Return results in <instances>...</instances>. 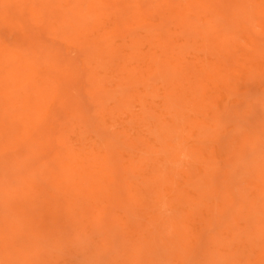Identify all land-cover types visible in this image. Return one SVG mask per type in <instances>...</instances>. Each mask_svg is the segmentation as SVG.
I'll use <instances>...</instances> for the list:
<instances>
[{"label": "rangeland", "instance_id": "1", "mask_svg": "<svg viewBox=\"0 0 264 264\" xmlns=\"http://www.w3.org/2000/svg\"><path fill=\"white\" fill-rule=\"evenodd\" d=\"M0 109V264H264V0H0Z\"/></svg>", "mask_w": 264, "mask_h": 264}, {"label": "bare ground", "instance_id": "2", "mask_svg": "<svg viewBox=\"0 0 264 264\" xmlns=\"http://www.w3.org/2000/svg\"><path fill=\"white\" fill-rule=\"evenodd\" d=\"M240 4H241V3H240ZM168 11H169V10H168ZM239 18H240V17H239ZM173 22H174V21H173ZM186 22H187V21H186ZM187 23H188V22H187ZM156 26H157V25H156ZM182 26H183V25H182ZM157 27H158V26H157ZM164 27H165V26H164ZM183 27H184V26H183ZM157 29H158V28H157ZM181 29H182V28H181ZM158 30H159V29H158ZM159 31H160V30H159ZM159 31H158V32H159ZM180 32H181V31H180ZM162 43H163V42H162ZM116 48H117V47H116ZM166 48H167V47H166ZM1 56H2V55H1ZM23 63H24V62H23ZM97 69H98V68H97ZM149 81H151V79H150ZM135 83H136V82H135ZM2 107H3V106H2ZM0 110H1V109H0ZM250 110H252V108H251ZM226 113H227V112H226ZM223 116H224V115H222V117H223ZM248 116H249V115H248ZM225 117H226V115H225ZM248 118H249V117H248ZM221 119L223 120L224 118H221ZM226 120H227V119H226ZM226 120H225L224 122H226ZM249 120H250V119H249ZM213 122H214V121H212V123H213ZM218 122H219V121H218ZM240 122H241V119H240ZM239 124H240V123H239ZM148 126H149V125H148ZM249 126H250V125H249ZM214 128H216V127H214ZM248 128H249V127H248ZM239 130H240V129H239ZM216 136H217V135H216ZM247 136L249 137L250 135L247 134ZM249 138H250V140H251L252 136H250ZM249 138H248V139H249ZM216 139H217V138H216ZM220 139H221V137H220ZM240 139H241V138H240ZM245 139H246V138H244V140H245ZM254 139H255V138H254ZM252 140H253V138H252ZM252 140H251V141H252ZM245 141H246V140H245ZM248 141H249V140H248ZM248 141H247V143H248ZM217 142H218V141H217ZM219 142H221V140H220ZM246 146H247V145H246ZM257 146H258V143H257ZM245 148H246V147H245ZM257 149H259V148H257ZM260 149H261V148H260ZM260 149H259V150H260ZM262 149H263V148H262ZM245 150H247V149H245ZM241 151H242V150H241ZM254 151H256V150H254ZM163 153H164V151H163ZM252 153H253V151L251 152V155H253ZM243 155H244V154H243ZM253 156H255V155H253ZM257 156H258V154H257ZM243 157H244V156H243ZM247 157H248V156H247ZM247 157H246L245 161H246V160H247V161L250 160V159H249L250 157H249V158H247ZM251 159H252V158H251ZM240 160L242 161V159H240ZM240 160H239V161H240ZM243 160H244V158H243ZM239 164H241V163L239 162ZM242 164H244V162H243ZM242 164H241V165H242ZM246 165H248V164H246ZM241 168H242V167H241ZM209 169H210V168H209ZM227 169H228V168H227ZM239 169H240V168H239ZM239 169H238V170H239ZM228 170H229V169H228ZM241 170H242V169H241ZM241 170H240V171H241ZM226 171H227V170H226ZM249 172H250V171H249ZM231 174H232V172H230V175H231ZM233 174H234V173H233ZM248 174H249V173H248ZM203 175H204V174H203ZM238 175L242 176V173L240 174V172H239ZM245 175H246V174H245ZM245 175H243V176H245ZM205 176H206V175H205ZM214 177H215V176H214ZM228 177H229V176H228ZM232 177H233V178L236 177L235 174H234V176H232ZM200 178H201V177H200ZM216 178H217V175H216ZM212 179H213V176H212ZM214 179H215V178H214ZM252 179H253V178H252ZM208 180H209V179H208ZM215 180L217 181V179H215ZM232 180H233V179H232ZM216 181H215V182H216ZM192 182H193V181H192ZM211 182H214V181L211 180ZM209 183H210V181H209ZM211 184H212V183H211ZM214 184H215V183H214ZM194 185H195V184H194ZM192 186H193V185H192ZM211 186H212V185H211ZM190 187H191V186H190ZM196 188H197V187H196ZM15 190H16V189H15ZM213 192H214V191H213ZM213 192H212V193H213ZM229 192H230V191H229ZM79 193H80V192H79ZM86 194H87V193H86ZM89 194H90V193H89ZM60 195H61V194H60ZM213 195H214V194H213ZM66 196H67V195H66ZM84 196H85V195H84ZM9 197H10V196H9ZM63 198H64V197H63ZM68 198H69V197H68ZM88 198H89V197H88ZM210 198H211V197H209L208 199H210ZM231 198H232V197H231ZM85 199H86V198H85ZM91 199H92V198H91ZM213 199H214V198H213ZM215 200H216V199H215ZM215 200H214V202H215ZM162 201H163V200H162ZM36 204H37V203H36ZM38 204H39V203H38ZM59 204H60V203H59ZM42 205H43V204H42ZM45 205H46V204H44V206H45ZM232 205H233V204H232ZM232 205H231V206H232ZM231 206H230V207H231ZM45 207H47V205H46ZM230 207H228V208H230ZM36 208H37V207H36ZM40 208H42V207H40ZM55 208H56V207H55ZM35 210H36V209H35ZM38 210H39V209H38ZM50 211H51V210H50ZM228 211H229V210H228ZM46 212H47V211H46ZM213 213H214V212H213ZM226 213H227V212H226ZM41 214H44V213L41 212ZM97 215H98V214H97ZM223 216H224V215H223ZM225 216H226V215H225ZM258 216H259V215H258ZM42 217H43V215H42ZM42 217H41V218H42ZM235 217H236V216H235ZM213 218H214V217H213ZM42 219H43V218H42ZM42 219H41V220H42ZM246 223H247V222H246ZM156 224H157V223H156ZM211 224H212V221H211ZM211 224H209V225H211ZM152 225H153V223H152ZM153 227H154V226H153ZM209 228H210V226H209ZM212 229H213V228H212ZM152 231H153V230H152ZM152 231H151V232H152ZM204 231H205V230H204ZM39 232H40V231H39ZM202 232H203V231H202ZM209 232H210V231H209ZM41 233H42V232H41ZM210 233H211V232H210ZM111 234H112V233H111ZM115 234H116V233H115ZM163 235H164V234H163ZM163 235H162V236H163ZM201 235H202V234H201ZM201 235H200V236H201ZM237 235H238V234H237ZM111 237H113V234H112ZM38 238H39V237H38ZM109 238H110V237H109ZM115 238H117V237H115ZM112 239H114V237L111 238V240H112ZM34 240H35V239H34ZM111 240H110V241H111ZM112 241H114V240H112ZM42 242H44V241H42ZM34 243H35V242H34ZM36 244H37V243H36ZM46 245H47V244H46ZM38 246H40V245H38ZM109 246H110V245H109ZM43 249H44V248H43ZM46 249H47V248H46ZM192 249H193V248H192ZM41 251H42V250H41ZM193 251H194V249H193ZM139 252H140V251H139ZM190 252H191V251H190ZM163 254H164V253H163ZM192 255H193V254H192ZM189 257H192V256H191V255L188 256V259H190ZM185 259H186V258H185ZM159 262H160V261H158V263H159ZM158 263H157V264H158Z\"/></svg>", "mask_w": 264, "mask_h": 264}, {"label": "clouds", "instance_id": "3", "mask_svg": "<svg viewBox=\"0 0 264 264\" xmlns=\"http://www.w3.org/2000/svg\"><path fill=\"white\" fill-rule=\"evenodd\" d=\"M188 158L189 157H188L186 152H181L179 154L178 162L182 163V162L186 161Z\"/></svg>", "mask_w": 264, "mask_h": 264}]
</instances>
